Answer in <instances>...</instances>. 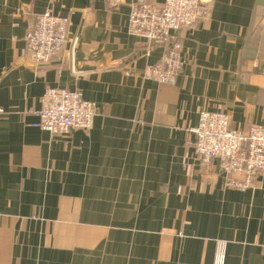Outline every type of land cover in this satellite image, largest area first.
Here are the masks:
<instances>
[{
	"label": "crops",
	"instance_id": "obj_1",
	"mask_svg": "<svg viewBox=\"0 0 264 264\" xmlns=\"http://www.w3.org/2000/svg\"><path fill=\"white\" fill-rule=\"evenodd\" d=\"M164 0H0V264H264V174L230 189L195 153L202 110L264 126V0H209L175 36L174 83L144 76L166 45L128 31L130 6ZM67 16L49 64L26 47L36 15ZM48 87L79 89L89 129L37 123Z\"/></svg>",
	"mask_w": 264,
	"mask_h": 264
},
{
	"label": "built area",
	"instance_id": "obj_2",
	"mask_svg": "<svg viewBox=\"0 0 264 264\" xmlns=\"http://www.w3.org/2000/svg\"><path fill=\"white\" fill-rule=\"evenodd\" d=\"M201 0L149 1L130 6L128 31L148 42L166 45L161 58L147 65L144 76L158 83H174L186 64L183 45L175 33L183 28L194 29L202 19ZM67 16L47 10L37 14L25 39L30 56L38 65L49 64L66 47ZM175 39L173 42L172 39ZM264 74V64L261 69ZM37 111V125L52 135H66L75 129H89L98 114L95 102L86 99L79 89L48 87ZM4 109L0 107V113ZM195 135L194 149L204 166L218 160L224 185L230 189L246 190L254 177L264 174V126L251 125L247 130L231 126L225 111L202 110L198 124L191 129ZM225 248L219 246L215 264H225Z\"/></svg>",
	"mask_w": 264,
	"mask_h": 264
},
{
	"label": "water",
	"instance_id": "obj_3",
	"mask_svg": "<svg viewBox=\"0 0 264 264\" xmlns=\"http://www.w3.org/2000/svg\"><path fill=\"white\" fill-rule=\"evenodd\" d=\"M208 4H209V0H201V5L203 6V7H206V6H208ZM175 39L173 38L171 41L173 42Z\"/></svg>",
	"mask_w": 264,
	"mask_h": 264
}]
</instances>
